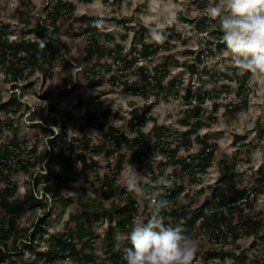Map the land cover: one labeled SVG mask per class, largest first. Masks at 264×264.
Masks as SVG:
<instances>
[{"label":"trees","instance_id":"16d2710c","mask_svg":"<svg viewBox=\"0 0 264 264\" xmlns=\"http://www.w3.org/2000/svg\"><path fill=\"white\" fill-rule=\"evenodd\" d=\"M31 3L32 0H20L14 10L15 15L19 17L21 13H26L27 9L23 6ZM75 10L76 4L72 0H47L42 8V14L29 12L33 25L31 27L25 25L26 27H22L20 33L13 37L9 36L7 31L9 24L0 21V65L4 69L5 79L10 81L26 79L36 71L40 72L44 79H53L58 73L54 64L55 52L58 50V44L66 46L61 31L67 28L71 36L84 41V57L87 62L82 72L86 75L89 85H100L97 82L109 72L106 81L111 89L118 87L132 95L153 98L146 100L141 106L131 107L127 114L123 115L117 109L100 108L88 113L86 123L90 132L93 131L98 137L96 141L86 134L80 137L73 135L66 140L63 134L64 123L58 118H53V121L61 127V132H55L50 124L34 122L32 126L40 127L43 133L39 136L34 132L32 143L28 138L18 140L16 134L8 136L5 140L0 138V245H4V248L0 246V261H5L6 264L16 262L35 264L40 259L45 264H56L72 256L70 264H125L122 257L125 248L131 246L128 239L131 229L137 219H143L149 214L147 202L136 200L123 184H117L123 175L124 163L128 161L139 172L141 183L147 191L153 195L159 194L160 198L169 201L170 209L165 213L167 221L173 224L181 223L187 233L197 240L199 250L196 256L201 257V264H264V213L252 215L245 212L257 193L262 191L264 172L258 173L251 185L244 183L242 177L237 176L235 169L237 158L225 153L219 159L221 164L219 173L215 180L208 184L207 196L195 206L177 203L179 194L185 188L182 180L192 179L197 170L209 167L217 147L215 143L208 141L205 135H193L203 123L200 118L202 104L205 98L211 95V90L201 92L199 88H194L187 82L183 95L184 102L189 105L186 111L192 114L190 127L169 132L158 125L156 129H152L151 136H148L143 127L147 121L155 120L152 108L157 98L168 86L184 83L183 78L175 76L167 78L171 69L169 62L173 60L171 54L165 56L167 60H155L158 50L169 45L168 37L163 43L153 42L150 39L149 28L145 24L127 25L126 27L133 33L129 46L124 48L114 34L106 29L104 23L100 27L94 25L95 20L103 21L104 16L92 15L84 22L85 15H77ZM183 18L190 19L186 16ZM194 25L212 35L203 48L197 51L189 50L191 53L195 52V61L187 64L190 77L194 76L201 80L205 70L198 64L200 56L205 52L213 53L212 38L214 35L219 37L221 31L217 26L213 28L205 17L195 20ZM28 30L39 37L45 36L46 41L39 45L36 39L27 36ZM170 30L172 33L175 31L174 25ZM172 33L170 35H173ZM122 37H126V34ZM140 59H143V62L138 64ZM230 70L232 72L230 76L225 72L220 73L229 79L239 80L237 100L230 104L238 109L245 108L249 101L246 87L251 73L239 72L233 67H230ZM222 86L225 84L222 83ZM56 89L47 90L43 94V97L50 99L48 107L52 112L56 111L57 102L73 91V86H67L63 78V85ZM18 104L17 97L14 96L0 103V108L14 112ZM218 106L219 102L214 100L213 109H217ZM110 114L114 120L125 119L133 135L129 136L126 132L120 131L112 123L104 126ZM99 116L102 119L98 120ZM11 122L12 120L7 122L8 127L11 126ZM42 135L47 136L50 146L48 150L38 152L36 143ZM257 137L263 138L264 131L258 130ZM244 139V135L234 134L233 144L236 149L240 148ZM192 146H195L194 154L180 152V149L189 151ZM156 151H160L173 165L171 183L162 179L163 171L153 160ZM100 152L104 153L109 170L107 172L98 170L93 179L98 183L104 198L122 193L125 194L124 202L105 208L102 202L94 198L89 197L85 200L76 196L74 201L70 198L74 202V207L64 224L56 233L44 238L46 247L43 250L37 249L36 229H42L47 224V220L54 213V207L36 197L33 194L34 188H29L22 196H18L17 185L12 180L13 174L27 172L30 166L45 162L48 168L46 172L37 171L39 176L34 175L33 186L41 183L42 195H48L45 199L58 197L65 203L69 196L64 195V184L72 182L78 172L87 177L89 170L100 169L99 162L93 157V153ZM64 197L66 199H63ZM39 204L45 208L32 223L35 231L24 235L20 246L22 234L18 231L19 217L27 208ZM102 216L106 217L107 224L103 232H96L94 225ZM116 228L122 230L126 236L123 244L113 235ZM259 229L263 230L262 233H259ZM244 233H254L259 235V239H242ZM226 236L228 240H224ZM8 240L10 246L7 245ZM97 240L104 242L105 255L109 258L107 262L93 261ZM214 242L219 246H213ZM21 247L30 252L25 258L21 254Z\"/></svg>","mask_w":264,"mask_h":264},{"label":"rangeland","instance_id":"374dc122","mask_svg":"<svg viewBox=\"0 0 264 264\" xmlns=\"http://www.w3.org/2000/svg\"><path fill=\"white\" fill-rule=\"evenodd\" d=\"M72 1L76 4V14L85 15V18H83L84 22H87L88 18L92 15L104 16L103 23L106 25V29L114 34L124 48L129 46L130 37L133 33L131 29L126 27L127 25L137 26L139 23H142L148 26L149 32L152 30H162L168 37L169 45L163 46L158 50L155 60H167L165 56L171 54L173 60L169 62L171 69L167 78L169 76L183 78L184 83L182 85L168 86L157 98L152 108V115L155 120L147 121L143 127L144 132L148 136H151L152 129H156L158 125L169 132L184 130L190 127L193 120L192 114L186 111L189 105L184 102L183 95L187 82L191 83L194 88H199L201 92L211 90V95L206 97L202 104L203 110L200 118H202L203 123L193 135H205L206 139L215 143L217 147L209 167L204 170H197L192 179L184 178L182 180V183H185V188L178 196V204L183 203L195 206L207 196L208 184L212 183L219 173L221 165L219 159L225 153L237 158L235 169L237 176H241L244 183L247 182L251 185L255 176L258 173L264 172V137H257L258 130L264 131V74H260L259 76L250 75L246 87L249 100L247 107L238 109L232 106L230 103L237 100L236 90L239 80L237 78L229 79L220 74L225 72L228 76L232 75L230 70L231 65L226 55V48L222 41V33L220 32L219 37L214 35V38H212L213 43L211 47L213 53L208 54L205 52L200 56L198 64L200 68L203 67L205 70L202 73V79L197 80L194 76L190 77L187 64L195 61V52L191 53L189 50L197 51L203 48L208 44L209 36L212 37L210 32L199 30L194 25L195 20L205 17L213 28L218 27L217 22L207 15L209 0ZM19 2L20 0H0V21L9 24L7 31L11 37L19 34L22 27H31L33 25V19L29 12L42 14V8L47 0H32L31 4L23 6L24 9H27V12H23L17 17L14 10ZM183 16L190 19H184ZM173 25L175 31L172 33L170 27ZM209 29H211L210 26ZM171 33L173 35H170ZM70 34L67 28H63V31H61V36L65 40L66 46L58 44L54 61L58 73L53 79H44L41 73L36 71L26 77V79L18 81L6 80L4 69L0 65V103L14 96L17 97L19 102L14 112L0 108L1 139L5 140L8 136L16 134L18 140L21 141L24 138H28L30 143H32L34 132L39 136L43 133L39 129L40 127H33V124H50L55 132H61V127L53 121V118H58L64 123L63 134L66 140H69L73 135L80 137L86 134L93 141H96L98 137L93 131L90 132L89 125L86 123L88 113H91L95 108H100L101 110L117 109L123 115L127 114V111L131 107L136 105L141 106L143 102L153 98L152 96L132 95L118 87L111 89L109 83L106 81L109 72L97 82L100 85H89L85 78L86 75L82 72L87 62L84 57V41ZM123 34H126V37H122ZM27 36L36 39L39 45H42L47 39L45 36L39 37L29 30L27 31ZM141 62H143V59H140L138 64ZM63 78L66 80L67 86H73V91L62 97L56 104V111L52 112L48 107L50 99L43 97V94L47 90H57L58 86L63 85ZM222 83L225 86H222ZM214 100L219 102L217 109H213L212 107ZM107 117L104 126L112 123L120 131L126 132L129 136L133 135L129 131L125 119L114 120L112 119V114ZM100 119H102L101 116L98 117V120ZM10 120H12L11 126L8 127L7 122ZM234 134L245 136L240 148L237 149L235 148V144H233ZM247 141L251 142L248 143ZM107 144L109 145V143ZM57 145L55 146L58 147L59 145ZM36 146L38 152L48 150L50 142L47 136L42 135L37 141ZM180 152L183 154L187 152L194 154L195 146H192L189 151L180 149ZM93 157L99 162L100 169L97 168L95 171L89 170L87 177L78 172L72 182L64 184V195L69 196V199L65 203H62L58 197L54 199L48 197L45 199L48 195H42L41 183L33 186L32 179L34 175L39 176L37 171L46 172L48 166L45 162H42L40 165L37 164L34 167L30 166L27 172L13 174L12 180L17 185L18 196H22L29 188H34L33 194L36 197L41 198L43 202L47 201L48 204L54 207V213L47 220V224L42 229H36L38 233V239L36 240L38 242L37 249L43 250L46 247L44 238L50 237L53 233L60 230L70 210L74 207L73 201L76 196L85 200L89 197L94 198L102 202L105 208L124 202L125 194L122 193H117L107 198L101 195L98 183L93 178L98 170L100 172H107L109 170L106 166L107 159L104 157L103 152L93 153ZM153 160L159 164L163 171L162 179L165 182L171 183L173 180L170 174L173 165L170 160L165 158L160 151H156L153 154ZM130 164L132 165V163L125 161L123 173ZM121 178L117 181V184H123ZM63 199H66V197ZM44 208L42 204H39L32 208H27L20 215L18 220V231L22 234L19 241L20 246H22L24 240L23 236L35 231L32 223L37 219V216L43 213ZM245 212L252 215L259 214L260 212L264 213V183L262 191L257 193L251 205L245 209ZM106 224L107 219L105 216H102L94 225L95 231L103 232ZM262 231V229H259V233H262ZM113 235H115L121 244L124 243L126 236L122 233V230L116 228ZM258 236L254 233H244L242 239L257 240L259 239ZM224 240H228L227 236ZM7 245L10 246L9 240L7 241ZM0 246L4 248L3 244ZM213 246L218 247L219 245L214 242ZM21 250L24 258L30 253L24 247H21ZM94 254V262L96 260L107 262L109 259L105 255L104 242L101 240L96 241ZM32 257L34 258L35 255L33 254ZM72 260L73 257L70 256L64 260H60L56 264H70ZM193 262L201 264V257L199 255L196 256ZM0 264L6 263L5 261H0ZM14 264L25 263L16 262ZM35 264L45 263L43 260L38 259Z\"/></svg>","mask_w":264,"mask_h":264},{"label":"clouds","instance_id":"9594fccd","mask_svg":"<svg viewBox=\"0 0 264 264\" xmlns=\"http://www.w3.org/2000/svg\"><path fill=\"white\" fill-rule=\"evenodd\" d=\"M207 15L218 23L231 67L259 76L264 74V0H209ZM102 20H95L100 27ZM150 39L163 43L162 30H152ZM127 192L147 202L149 214L137 220L128 236L125 264H192L199 245L181 223L167 221L169 201L153 195L142 185L131 164L122 175Z\"/></svg>","mask_w":264,"mask_h":264}]
</instances>
